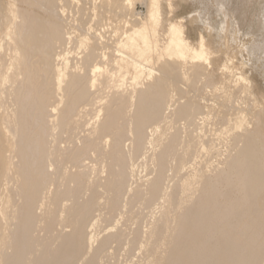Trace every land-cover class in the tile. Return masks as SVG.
<instances>
[{
    "label": "bare ground",
    "instance_id": "6f19581e",
    "mask_svg": "<svg viewBox=\"0 0 264 264\" xmlns=\"http://www.w3.org/2000/svg\"><path fill=\"white\" fill-rule=\"evenodd\" d=\"M204 1L0 0V264H264V0Z\"/></svg>",
    "mask_w": 264,
    "mask_h": 264
},
{
    "label": "rangeland",
    "instance_id": "374dc122",
    "mask_svg": "<svg viewBox=\"0 0 264 264\" xmlns=\"http://www.w3.org/2000/svg\"><path fill=\"white\" fill-rule=\"evenodd\" d=\"M198 3L191 4L189 3L187 6L183 7L181 11L179 12L180 15L182 16H187L189 13H191L193 10H198L202 6L206 7V2L204 0H198ZM261 8V2H256L253 1L250 5L247 6H242L238 5L236 6L233 4L231 7L228 8L229 15H230V20L234 19L237 21V24L243 28V29H249L250 31H254L257 28V17L259 14ZM138 11H144V8L141 7L140 5L137 7ZM207 11L210 12V22L213 23L217 17L214 14V10L211 8L210 5H207ZM234 13L233 16L231 13ZM256 81L263 86L264 81L256 76L255 77Z\"/></svg>",
    "mask_w": 264,
    "mask_h": 264
}]
</instances>
